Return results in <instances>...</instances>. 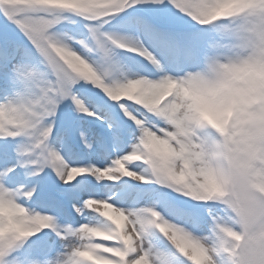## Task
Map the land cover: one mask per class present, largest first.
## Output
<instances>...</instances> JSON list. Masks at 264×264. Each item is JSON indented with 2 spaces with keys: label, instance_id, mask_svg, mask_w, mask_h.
Instances as JSON below:
<instances>
[{
  "label": "snow or ice",
  "instance_id": "snow-or-ice-1",
  "mask_svg": "<svg viewBox=\"0 0 264 264\" xmlns=\"http://www.w3.org/2000/svg\"><path fill=\"white\" fill-rule=\"evenodd\" d=\"M257 164L264 0H0V264H264Z\"/></svg>",
  "mask_w": 264,
  "mask_h": 264
},
{
  "label": "clouds",
  "instance_id": "clouds-1",
  "mask_svg": "<svg viewBox=\"0 0 264 264\" xmlns=\"http://www.w3.org/2000/svg\"><path fill=\"white\" fill-rule=\"evenodd\" d=\"M216 166L225 177V195L217 198V203L225 209L227 220L225 221L234 230L243 232L241 216L246 209V196L255 194L258 198L261 193L254 192L251 185L256 182V177L248 173L246 168V156L242 149L225 150L221 156L214 157ZM257 168H264V164H257ZM259 227L250 231H259ZM247 243V236L242 241V246Z\"/></svg>",
  "mask_w": 264,
  "mask_h": 264
}]
</instances>
